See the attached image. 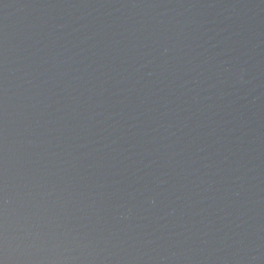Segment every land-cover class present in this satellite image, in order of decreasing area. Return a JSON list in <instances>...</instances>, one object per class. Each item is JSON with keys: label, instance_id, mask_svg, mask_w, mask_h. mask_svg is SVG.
Here are the masks:
<instances>
[{"label": "water", "instance_id": "water-1", "mask_svg": "<svg viewBox=\"0 0 264 264\" xmlns=\"http://www.w3.org/2000/svg\"><path fill=\"white\" fill-rule=\"evenodd\" d=\"M0 264H264V0H0Z\"/></svg>", "mask_w": 264, "mask_h": 264}, {"label": "clouds", "instance_id": "clouds-1", "mask_svg": "<svg viewBox=\"0 0 264 264\" xmlns=\"http://www.w3.org/2000/svg\"><path fill=\"white\" fill-rule=\"evenodd\" d=\"M6 259V258H5ZM7 260V259H6Z\"/></svg>", "mask_w": 264, "mask_h": 264}]
</instances>
